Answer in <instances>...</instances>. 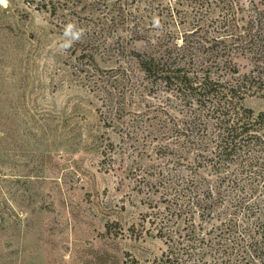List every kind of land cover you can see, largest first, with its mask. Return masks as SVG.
Listing matches in <instances>:
<instances>
[{
    "label": "rangeland",
    "instance_id": "rangeland-1",
    "mask_svg": "<svg viewBox=\"0 0 264 264\" xmlns=\"http://www.w3.org/2000/svg\"><path fill=\"white\" fill-rule=\"evenodd\" d=\"M261 10L264 0H0V264H264L263 229L248 255L222 256L203 240L211 220L185 207L189 179L251 175L244 148L221 156L212 96L180 94L138 63L185 51L194 75L257 115L252 51L264 41L236 26ZM69 23L84 34L63 49Z\"/></svg>",
    "mask_w": 264,
    "mask_h": 264
},
{
    "label": "trees",
    "instance_id": "trees-1",
    "mask_svg": "<svg viewBox=\"0 0 264 264\" xmlns=\"http://www.w3.org/2000/svg\"><path fill=\"white\" fill-rule=\"evenodd\" d=\"M236 27L248 31V35L254 37L251 42L255 38L258 39L257 43H260V39L264 41V10L256 12L249 25ZM246 37L240 35V39ZM252 53L257 68V80L264 84V42L254 47ZM138 56V63L146 74L159 78L166 84L176 85L180 94L192 97L198 95L200 99L212 96L209 97L212 107L208 109L207 116L223 132V139L217 145L223 154L221 156L240 155L239 149L244 148L243 156L247 160L244 167H248L251 175L246 176L247 178L226 176L213 182L208 179H189L186 181L185 190L190 194L186 195L188 198L185 207L188 208V213H198L211 220L208 228L210 233H205L207 237L203 239L208 242L209 252L222 256H230L234 251L248 255L254 228L263 229L260 236H264V133H253L258 130L254 127L255 124L264 121V111L257 115L252 110L248 111V115L237 111L231 89H227V92L219 91L218 87L213 88L214 82L210 75H194L189 69L191 64L187 61L185 51L179 52L173 48ZM252 145L262 148L258 157L263 159H256L254 155L248 156L247 149ZM228 243L231 244L230 252Z\"/></svg>",
    "mask_w": 264,
    "mask_h": 264
},
{
    "label": "clouds",
    "instance_id": "clouds-1",
    "mask_svg": "<svg viewBox=\"0 0 264 264\" xmlns=\"http://www.w3.org/2000/svg\"><path fill=\"white\" fill-rule=\"evenodd\" d=\"M84 34V30L80 27H78L74 23H69L65 26L64 28V37H69L71 36V40H65V43L61 45V48L67 49L71 47L72 42L78 41L82 38Z\"/></svg>",
    "mask_w": 264,
    "mask_h": 264
}]
</instances>
